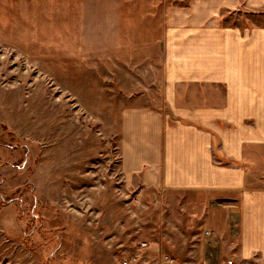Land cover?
<instances>
[{
    "label": "crops",
    "instance_id": "crops-1",
    "mask_svg": "<svg viewBox=\"0 0 264 264\" xmlns=\"http://www.w3.org/2000/svg\"><path fill=\"white\" fill-rule=\"evenodd\" d=\"M16 1H0V23L34 13ZM69 1L66 30L112 31L102 43L114 53L68 62L67 148L36 183L45 176L40 200L65 219L41 245L23 242L18 264H155L154 207L183 194L197 215L178 213L171 229L203 222L264 259V0H163L158 24L155 0Z\"/></svg>",
    "mask_w": 264,
    "mask_h": 264
},
{
    "label": "rangeland",
    "instance_id": "rangeland-1",
    "mask_svg": "<svg viewBox=\"0 0 264 264\" xmlns=\"http://www.w3.org/2000/svg\"><path fill=\"white\" fill-rule=\"evenodd\" d=\"M0 1H5L7 7L13 9L18 3L16 0ZM29 1L34 13L11 14L4 24L0 23V264H18L19 247L23 242L35 247L36 235V241L39 240L38 245H41V235L47 240L53 223L64 222L65 217L52 208L51 201L43 203L40 200L51 195L50 186L45 185V176L37 192L36 183H41V168H50L57 161L53 150L67 148V114L72 112L67 97L68 62L74 59L80 65L84 58L98 62L107 51L108 54L114 53V46L102 43L104 38L113 35L112 31L66 30L69 0ZM139 1L147 2L145 6H148L151 0ZM162 1L155 0V24L161 20L162 15L157 10L162 7ZM138 33L145 36L147 32ZM84 39L91 41L84 42ZM75 118L82 122L78 115ZM61 134L64 137L58 142ZM47 177L49 181L51 174ZM136 194H131V200L138 201ZM182 196H185L182 203L174 200L177 198L168 197L166 200L161 198L159 206L154 207L153 214L165 221L155 222V230L161 234V238L157 234L161 249L156 251L152 261L155 262L157 255L164 252L172 258L173 264H194L196 253L201 256L202 264H208L203 232L206 229L220 231L203 222L192 221L189 228L181 227L183 233L178 232L177 229L184 225L176 219L178 213L197 215L194 197ZM172 217L175 224H171ZM166 221L169 227L161 228ZM171 225H177V229H171L174 227ZM225 232L219 235L214 253L216 260L210 256L212 264H264L259 255L244 259L236 254L238 244L228 239ZM163 235H166L164 239ZM149 241L144 237L137 245L142 247L141 243L146 242L150 247L152 242ZM135 255L138 258L129 264L138 261L139 255Z\"/></svg>",
    "mask_w": 264,
    "mask_h": 264
},
{
    "label": "built area",
    "instance_id": "built-area-1",
    "mask_svg": "<svg viewBox=\"0 0 264 264\" xmlns=\"http://www.w3.org/2000/svg\"><path fill=\"white\" fill-rule=\"evenodd\" d=\"M229 228L231 231H234L236 228V222L232 221L229 224ZM220 233L221 232H218V231L212 230V229H206L203 232V241H204L206 248L208 250V258H207L208 264H212L213 260H211L212 258L210 256H214L215 249L217 248L218 243H219ZM147 245L148 244L146 242L141 243L142 248L147 247ZM137 258H138L137 255L127 256L120 261V264H129L131 261H135ZM214 258H215V256H214ZM215 260H216V258H215ZM172 262H173L172 258L167 253L162 252V253L157 255L155 264H173Z\"/></svg>",
    "mask_w": 264,
    "mask_h": 264
}]
</instances>
